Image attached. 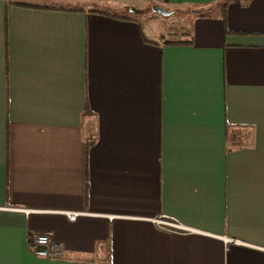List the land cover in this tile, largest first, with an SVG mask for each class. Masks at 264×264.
<instances>
[{
  "label": "crops",
  "instance_id": "1",
  "mask_svg": "<svg viewBox=\"0 0 264 264\" xmlns=\"http://www.w3.org/2000/svg\"><path fill=\"white\" fill-rule=\"evenodd\" d=\"M52 1L0 0V264H264V0Z\"/></svg>",
  "mask_w": 264,
  "mask_h": 264
},
{
  "label": "rangeland",
  "instance_id": "2",
  "mask_svg": "<svg viewBox=\"0 0 264 264\" xmlns=\"http://www.w3.org/2000/svg\"><path fill=\"white\" fill-rule=\"evenodd\" d=\"M30 1V0H28ZM34 1V0H31ZM51 4L55 6H65L70 8H86V9H99L104 10L107 12L120 14V15H130L128 12V6L122 3H115V2H97V1H91V0H55L50 2ZM172 14L168 16H164L155 12H151L150 9L148 12L150 14L157 15L160 17V19H163L167 22L171 28H178L180 26H184L183 22H186V18L189 17L192 13L191 8L189 9H181V10H172Z\"/></svg>",
  "mask_w": 264,
  "mask_h": 264
},
{
  "label": "built area",
  "instance_id": "3",
  "mask_svg": "<svg viewBox=\"0 0 264 264\" xmlns=\"http://www.w3.org/2000/svg\"><path fill=\"white\" fill-rule=\"evenodd\" d=\"M66 214L70 219L75 220L80 213L66 212ZM158 222L166 225H175V227L178 229L183 228L181 224L164 218L158 219ZM29 247L36 256L41 258L58 260L64 257V249L62 244L59 241L52 239L47 233L36 235L30 241Z\"/></svg>",
  "mask_w": 264,
  "mask_h": 264
},
{
  "label": "water",
  "instance_id": "4",
  "mask_svg": "<svg viewBox=\"0 0 264 264\" xmlns=\"http://www.w3.org/2000/svg\"><path fill=\"white\" fill-rule=\"evenodd\" d=\"M130 11L136 12V13L139 12V10L137 8H135L134 6L130 7ZM152 11L155 13L164 15V16H168V15L172 14L171 11H169L166 8H164L160 5H157V4L152 5Z\"/></svg>",
  "mask_w": 264,
  "mask_h": 264
},
{
  "label": "trees",
  "instance_id": "5",
  "mask_svg": "<svg viewBox=\"0 0 264 264\" xmlns=\"http://www.w3.org/2000/svg\"><path fill=\"white\" fill-rule=\"evenodd\" d=\"M228 2H229V0H225V1H223V8H225L227 5H228ZM151 10H152V6H151V8H150ZM101 11H104V10H101ZM105 12H107V11H105ZM128 12L130 13V15H132V14H135V13H132L131 11H130V6L128 7ZM109 13H111V12H109ZM111 14H113V15H118V14H115V13H111ZM119 16L120 17H125L126 18V16L125 15H120L119 14Z\"/></svg>",
  "mask_w": 264,
  "mask_h": 264
}]
</instances>
